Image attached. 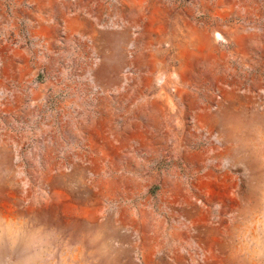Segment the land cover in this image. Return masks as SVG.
Returning a JSON list of instances; mask_svg holds the SVG:
<instances>
[{
    "label": "rangeland",
    "instance_id": "1",
    "mask_svg": "<svg viewBox=\"0 0 264 264\" xmlns=\"http://www.w3.org/2000/svg\"><path fill=\"white\" fill-rule=\"evenodd\" d=\"M31 8L1 32L0 264H264V0H97L95 36L57 27L63 0ZM97 76L170 117L186 157L125 179L98 156L80 132L121 117L78 98Z\"/></svg>",
    "mask_w": 264,
    "mask_h": 264
},
{
    "label": "crops",
    "instance_id": "2",
    "mask_svg": "<svg viewBox=\"0 0 264 264\" xmlns=\"http://www.w3.org/2000/svg\"><path fill=\"white\" fill-rule=\"evenodd\" d=\"M48 4L49 0H45ZM62 1V0H60ZM107 1V0H105ZM110 1V0H109ZM97 0H63L64 12L62 16L52 15L57 19V27L63 28L68 34H89L95 36L97 34L98 19H110L112 13L109 11L103 14L96 12ZM32 3L44 4V0H0V88H9L10 92L16 93V80L10 74L6 77V69L16 56V49L8 45H2L1 32L8 36L13 29L14 21L17 18L18 5L21 7L23 17L32 15ZM78 5L77 12H72V6ZM39 8V5L36 6ZM82 9V10H81ZM23 11V12H22ZM34 12V11H33ZM159 9L158 13L159 14ZM39 18L44 16L42 12H38ZM152 14L153 11H152ZM107 34V32L105 31ZM3 35V36H4ZM2 45V46H1ZM5 60V61H4ZM4 61V65L2 63ZM2 63V65H1ZM137 80V79H136ZM138 82V81H137ZM94 88L99 87L101 93L92 92V87L87 89L88 93H78V98L90 97L91 99L103 101L102 109L111 117H121L120 123H111L107 127H100L94 132L89 130L88 133L80 132V137L90 142L92 148L93 143L97 142L98 156L105 158L111 155L112 159L106 163L112 164V167L120 166L124 172L125 179L142 178L138 173H146L151 176L148 169L152 164L167 163V157L176 152L186 157V147L178 145L170 146L169 139L174 137L176 126L170 123V117L165 118L164 124L156 123V113L147 105L142 94H131L127 82L122 77H101L97 76L89 82ZM31 93V92H29ZM28 93V94H29ZM27 92L24 93L26 97ZM88 94V96L84 95ZM93 94V95H92ZM133 95V96H132ZM116 122L117 119L113 118ZM95 144V143H94ZM181 150V151H179ZM145 176V174H144Z\"/></svg>",
    "mask_w": 264,
    "mask_h": 264
}]
</instances>
